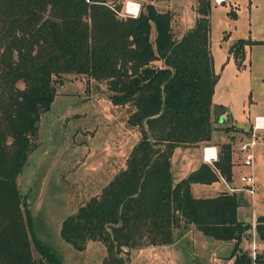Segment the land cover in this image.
<instances>
[{
	"label": "trees",
	"instance_id": "16d2710c",
	"mask_svg": "<svg viewBox=\"0 0 264 264\" xmlns=\"http://www.w3.org/2000/svg\"><path fill=\"white\" fill-rule=\"evenodd\" d=\"M140 1L133 16L114 0H0V264H63L33 232L17 178L38 145L55 78L67 74L105 81L111 103L125 108L126 128H137L139 137L124 167L62 220L66 243L83 251L89 241L100 242L101 264H129L133 250L172 244L175 229L193 228L233 242V264H264V249L252 258L241 247L252 228L238 217L242 194L196 197L191 189L233 180L234 137L216 143L212 164L202 162L176 182L171 170L175 148L209 146L215 131L231 130L213 124L230 115L213 103L212 0H196L194 25L182 36L173 10ZM254 43L264 41L239 38L228 53L242 63L245 45ZM254 232L264 241V215Z\"/></svg>",
	"mask_w": 264,
	"mask_h": 264
},
{
	"label": "rangeland",
	"instance_id": "374dc122",
	"mask_svg": "<svg viewBox=\"0 0 264 264\" xmlns=\"http://www.w3.org/2000/svg\"><path fill=\"white\" fill-rule=\"evenodd\" d=\"M114 1L122 5L121 11L125 15H133L126 9L127 2L138 4L139 9L141 5L140 0ZM154 2L162 9L173 10V28L179 34L177 26L192 16L195 0ZM210 20V48L214 71L218 75L214 103L226 107L237 123L248 124L254 120V115L264 114V43H254L251 52L246 47L242 63H238L232 54L228 58L223 50L228 51L238 38L264 40V0H227L219 4L212 0ZM152 64L160 66L161 62ZM54 85L55 96L38 125V145L30 152L17 185L28 204L33 232L58 252L63 264H101L104 246L89 241L83 251L74 250L60 236L61 222L80 204L98 194L124 167L139 131L126 128L125 108L111 103L105 81L96 82L86 76L67 74L56 77ZM19 86L23 84L19 82ZM213 124L217 128L226 126L231 129L228 134L222 131L214 134L224 135V139L234 137L233 149L238 156L235 158L241 164L235 171L239 180L240 175L251 171L243 164L245 153L238 147L240 142L253 136L264 140V134L261 130H254L252 124L243 128L230 119L227 121L225 114ZM241 130H250V134ZM253 154L252 169L256 181L253 198L244 191L242 183L230 184L242 188L239 191L245 194V203L238 208V217L246 222H251L253 217L256 221L257 216L264 215V146H256ZM201 156L203 151L194 147L177 151L173 160L182 166L198 162ZM188 170L182 169L183 172ZM201 188L203 192L208 190L207 195H212L211 188ZM249 231L251 236L243 238L241 247L254 258L264 249V241L253 234L252 228ZM232 246L230 242L215 240L196 230L175 247L161 245L155 249L133 250L129 264H233V259L228 261Z\"/></svg>",
	"mask_w": 264,
	"mask_h": 264
},
{
	"label": "crops",
	"instance_id": "0c3cea01",
	"mask_svg": "<svg viewBox=\"0 0 264 264\" xmlns=\"http://www.w3.org/2000/svg\"><path fill=\"white\" fill-rule=\"evenodd\" d=\"M225 1L227 0H214V2L216 4H219V3H224ZM196 2V0H195ZM129 3V2H128ZM194 10V9H193ZM138 11H139V8H138ZM130 13V12H129ZM138 13V12H137ZM133 14V13H132ZM136 15V14H135ZM195 18H196V13L195 11H193V14L192 16H190L186 21H184L181 25L179 24L178 26V29H179V35L182 36L188 29H190L191 27H193L194 25V22H195ZM211 22V20H210ZM239 39V38H238ZM251 40H261V39H251ZM261 41H264V40H261ZM252 46L253 44H250V45H245L244 49L246 47H249V51L251 52L252 50ZM225 53H226V56L231 57L230 54L228 53V51H225L223 50ZM212 52V51H211ZM214 54V52H213ZM251 59V57H250ZM251 78V77H250ZM213 103H214V98H213ZM216 104V103H214ZM228 113L230 115V120L232 122H234L235 124H237L238 126L240 127H243V128H247L248 126H250L253 121H250L248 124H240V123H237L236 121L233 120L231 114H230V111L228 110ZM256 116H261V117H264V114H256L254 115V117ZM222 119V118H221ZM220 119V120H221ZM261 133L264 134V129L261 130ZM223 140H226L224 139V136L221 135V136H217V135H213V138H212V142L209 146H212L214 147L216 150H218V145L216 144L217 142H222ZM199 148L202 150L203 146H190V147H177L175 148L174 152H173V155L171 157V170H172V175H173V180L176 182L178 181L179 179H181L182 177H185L190 171L196 169L202 162H205L203 156H201V159L198 161V162H193V163H185L184 165L180 166L178 165L174 160V154L177 153V151L179 150H183V149H187V148ZM238 158L237 156V152L234 150V154H233V159L234 161L236 162V164L233 166V180L231 182H228V184H232L233 182L234 183H239L240 181L238 180V178L236 177V174H235V171L237 168H239L241 166L240 163H238V160L236 158ZM197 164V165H195ZM185 168V169H189L188 171H185L183 172L182 169ZM241 183V182H240ZM243 185V184H242ZM201 186H205L207 189L211 188L212 189V195H207L209 194L208 193V190H205L206 192H203L201 188ZM234 187V186H233ZM191 189H192V193L194 196L196 197H207V196H214L215 194H217V192H220V191H224L227 189L226 187V183L224 182V180L220 179L219 181L217 182H214L212 184H202V183H193L192 186H191ZM202 191V192H201ZM241 191V190H240ZM240 191H237L238 193H241L243 198H245V194L240 192ZM196 230L191 228V229H188V230H184L182 231L181 229H175L174 230V241L172 244H169V246H172V247H175L179 241H181L184 237H186L187 235L191 234L192 235V232H195ZM232 245H233V242H230ZM156 246L154 247H146V248H153L155 249ZM143 249L145 248H141V250L143 251ZM228 261H232V259H228Z\"/></svg>",
	"mask_w": 264,
	"mask_h": 264
},
{
	"label": "built area",
	"instance_id": "2783aa9c",
	"mask_svg": "<svg viewBox=\"0 0 264 264\" xmlns=\"http://www.w3.org/2000/svg\"><path fill=\"white\" fill-rule=\"evenodd\" d=\"M218 1V0H216ZM132 14V13H131ZM135 16V14H133ZM253 129L254 130H263L264 129V117L261 116H256L254 117L253 123H252ZM258 145H263L264 146V140H259L256 137H251L249 139H246L244 141H241L239 144V149L241 152L245 153L243 164L246 166L250 167V173L246 175H240L239 181L243 184L244 186V191L253 198L255 191H256V181H255V175L252 169L253 165V149L258 146ZM203 151V158L205 162L212 164V162L217 158V150L212 147V146H205L202 148ZM223 180V179H222ZM225 182V181H224ZM226 187L229 189V192H234V191H239L242 188H236L233 186H230L227 182ZM253 216H255L253 214ZM255 218L253 217L251 221L252 229H253V234L255 235L254 229H255ZM253 256L255 255V241L253 243Z\"/></svg>",
	"mask_w": 264,
	"mask_h": 264
},
{
	"label": "bare ground",
	"instance_id": "6f19581e",
	"mask_svg": "<svg viewBox=\"0 0 264 264\" xmlns=\"http://www.w3.org/2000/svg\"><path fill=\"white\" fill-rule=\"evenodd\" d=\"M138 8L139 6L136 3H133V2L126 3V9L130 13L137 14Z\"/></svg>",
	"mask_w": 264,
	"mask_h": 264
}]
</instances>
